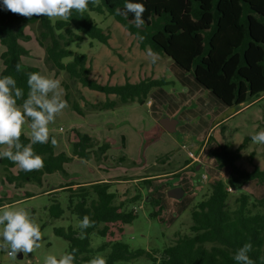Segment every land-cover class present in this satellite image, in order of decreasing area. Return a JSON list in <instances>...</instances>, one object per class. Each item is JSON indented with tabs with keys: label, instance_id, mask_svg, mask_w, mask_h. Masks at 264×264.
Returning a JSON list of instances; mask_svg holds the SVG:
<instances>
[{
	"label": "trees",
	"instance_id": "obj_1",
	"mask_svg": "<svg viewBox=\"0 0 264 264\" xmlns=\"http://www.w3.org/2000/svg\"><path fill=\"white\" fill-rule=\"evenodd\" d=\"M141 2L145 7V24L140 28L134 25L131 13L124 15V0H90L83 15L73 10L69 19L60 18L55 21L43 15L26 17L0 6V42L4 47L0 76H13L17 86L23 89L24 97L17 103H22L27 96L28 74L40 73L38 66L26 64L23 60L29 53L23 44V41L31 38L26 33L29 24H38L37 40L45 48V61L49 68L56 75L62 71L69 75L70 81H62L66 89L65 98L81 115L86 111L73 95L72 88L76 83L105 93L106 99L98 102L89 101L82 93L80 97L85 101V106L105 110L133 102L145 104L151 90L166 82L153 77L131 81L126 76L124 83L113 84L101 83L92 77L89 56L69 48L72 42L82 41L84 34L110 45V33L104 32L90 11L113 15L137 37L141 49L150 48L158 54H166L184 69L193 71L196 80L225 104L241 106L249 101L259 102L264 99V0ZM68 57L72 59L65 61ZM18 64L19 71L16 68ZM111 94L115 97H111ZM224 122L216 127L223 126ZM74 133L77 139H71L73 155L56 153L51 139L44 144L31 145L34 153L44 161L40 169L30 172L20 169L19 174L14 175L11 168H15L16 164L7 158L2 159V165L9 172L8 181L12 183L17 179L16 186L39 181L44 172L65 171L64 164L75 156L86 158L92 154L102 158L110 148L109 142L97 144L89 133H82L78 129ZM209 139H215L213 133ZM249 139L245 137L238 147L234 146L233 141L223 144L217 142L218 147L211 151L219 169L230 167L228 177L233 183L254 180L264 182V169L256 166L248 170L238 164ZM20 142L28 145L30 136L22 133ZM153 175L143 177L147 189L152 183V178L148 177ZM229 186L222 179L215 180L210 192L192 207L191 233L181 235L174 242L154 251L134 248L121 240L104 241L96 249L92 248L94 233L103 237L113 235V226L118 225L119 231H123V225L132 223L137 217V211L129 205L135 203L141 195L121 199L118 190L114 189L112 179L73 181L60 186L59 190L69 192L71 213L80 220L87 215L94 223L83 230L73 225L67 228L56 227L54 230L68 240V252H74V264L89 262L95 252H107L102 256L106 264L129 262L141 257L151 264H235L232 256L247 242L252 244L250 258L255 264H260V258H264V196L255 197L242 192L232 200ZM33 195L26 193V197ZM152 203L157 205L160 202L153 198ZM5 204V198L0 197V206ZM51 212L53 216L60 217L64 210L56 205ZM158 214V210L151 212L152 217Z\"/></svg>",
	"mask_w": 264,
	"mask_h": 264
},
{
	"label": "rangeland",
	"instance_id": "obj_2",
	"mask_svg": "<svg viewBox=\"0 0 264 264\" xmlns=\"http://www.w3.org/2000/svg\"><path fill=\"white\" fill-rule=\"evenodd\" d=\"M90 14L104 32L110 33V45L84 34L82 41L72 42L69 48L89 56L92 77L101 83L111 81L113 84L124 83L126 76L131 81L153 77L166 82L151 90L145 104L133 102L105 110L87 107L80 98L82 93L89 101L98 102L106 99L105 93L76 83L72 88L73 95L86 111L81 115L65 98L66 89L62 81H70L69 75L64 71L56 75L45 61V48L37 40L38 24L26 27V33L31 38L23 41L29 51L23 57L24 62L38 66L41 75L58 79L60 86L57 92L67 103L48 125L49 139L55 140V152L73 155L71 139H77L74 137L75 129L89 133L97 144L109 142L110 148L102 158L92 154L86 158L75 156L64 164L65 171L44 172L39 181L19 186H16L17 179L12 183L8 181L9 172L0 160V197H4L6 202L0 207L26 208L40 225L42 233L40 247L33 253H18L17 257H13L8 255L7 250L0 249V264H44L46 256L59 258L68 252V240L56 234L54 229L69 225L79 227L80 219L69 208V192L59 190L60 186L73 181L108 178L114 180V189L118 190L121 199L141 195L129 205L137 211L134 221L124 224L123 231H119L118 225L113 226L114 234L107 237L94 233L91 241L94 249L104 241L121 240L134 248L154 251L174 242L181 235L191 233L192 207L210 192L211 184L217 179L231 185L232 200L242 192L255 197L264 196V182L233 183L228 177L230 167L219 169L216 159L211 156V151L218 147L217 142L233 141L234 146L238 147L245 137H250L238 164L248 170L256 166L264 169V145L251 140L252 134L264 130V99L229 106L199 83L193 71L184 69L170 56L158 54L157 61L152 63L147 49H141L137 37L113 15L96 11H90ZM3 48L0 42V72ZM71 59L68 57L65 61ZM110 96L115 97L114 94ZM233 112L236 114L223 121V126L211 130L213 124ZM163 116H171L178 121L174 132L160 125L159 120ZM22 133L30 136L28 118L22 126ZM211 133L215 138L213 140L209 139ZM190 152L198 160L192 162ZM122 157L125 159L121 160ZM19 170L17 165L11 168L14 175H18ZM149 174L154 175L148 177L152 178V183L147 189V184L142 180ZM175 186L185 189L183 197L169 196L168 190ZM28 192L34 195L26 197ZM153 198L160 203L153 204ZM56 205L64 210L60 217L52 215L51 211ZM153 210H158L156 217L151 216ZM105 253L95 252L93 257L104 256ZM115 264L151 263L141 257Z\"/></svg>",
	"mask_w": 264,
	"mask_h": 264
},
{
	"label": "clouds",
	"instance_id": "obj_3",
	"mask_svg": "<svg viewBox=\"0 0 264 264\" xmlns=\"http://www.w3.org/2000/svg\"><path fill=\"white\" fill-rule=\"evenodd\" d=\"M89 3L90 0H0V6L4 9L26 17L35 14L65 20L72 16L73 10L83 15ZM123 7L124 15L131 13L137 28L145 24V7L141 0H124ZM146 51L151 62L155 63L158 53L150 48ZM16 68L19 71L20 65ZM27 86V96L18 104L17 101L24 97L23 89L17 86L13 76H0V146H7L0 148V160L7 158L24 172L43 167L42 157L34 153L31 145L49 141V123L67 106L66 101L61 99L57 92L60 86L58 79L31 72L27 77ZM26 118L30 120V143L22 145L20 137ZM251 140L253 143L264 145V130L252 134ZM51 142L54 144L55 140ZM93 223L94 221L85 215L80 220L79 228L87 229ZM41 239L40 225L29 210L22 207H0V249L7 250L10 256L17 257L18 253H33L40 247ZM251 251L252 244L244 243L236 250L232 259L235 264H255L249 256ZM74 259V252H66L59 258L55 255L46 256L44 264H74ZM89 264H106V260L102 256H96ZM260 264H264V258H260Z\"/></svg>",
	"mask_w": 264,
	"mask_h": 264
},
{
	"label": "water",
	"instance_id": "obj_4",
	"mask_svg": "<svg viewBox=\"0 0 264 264\" xmlns=\"http://www.w3.org/2000/svg\"><path fill=\"white\" fill-rule=\"evenodd\" d=\"M160 125L167 131L174 132L176 130L178 121L170 116H163L159 120ZM185 189L182 186H175L168 190V194L174 198H181L184 196Z\"/></svg>",
	"mask_w": 264,
	"mask_h": 264
},
{
	"label": "crops",
	"instance_id": "obj_5",
	"mask_svg": "<svg viewBox=\"0 0 264 264\" xmlns=\"http://www.w3.org/2000/svg\"><path fill=\"white\" fill-rule=\"evenodd\" d=\"M110 41V40H109ZM146 50V49H145ZM111 82V81H110ZM234 114H236L235 112L227 115L226 117L222 118L220 121H217L215 124H213V126L211 127V130L212 128L216 127L218 124H220L221 122L223 121H226L227 119H229L230 117H232ZM171 117V116H170ZM195 159L192 160V162H194ZM100 179H108V178H100ZM97 179H93V180H83V181H80V182H88V181H95Z\"/></svg>",
	"mask_w": 264,
	"mask_h": 264
},
{
	"label": "built area",
	"instance_id": "obj_6",
	"mask_svg": "<svg viewBox=\"0 0 264 264\" xmlns=\"http://www.w3.org/2000/svg\"><path fill=\"white\" fill-rule=\"evenodd\" d=\"M190 155L193 159L198 160L197 156H195L192 152H190ZM228 188L229 190H232V187L229 186Z\"/></svg>",
	"mask_w": 264,
	"mask_h": 264
}]
</instances>
